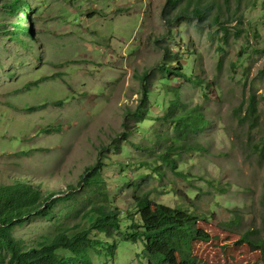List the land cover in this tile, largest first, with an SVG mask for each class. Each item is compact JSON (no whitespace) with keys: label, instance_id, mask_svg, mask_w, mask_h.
Listing matches in <instances>:
<instances>
[{"label":"rangeland","instance_id":"rangeland-1","mask_svg":"<svg viewBox=\"0 0 264 264\" xmlns=\"http://www.w3.org/2000/svg\"><path fill=\"white\" fill-rule=\"evenodd\" d=\"M165 1L0 0V184L58 200L51 215L14 231L23 250L51 242L59 227H85L99 186L78 182L101 158L120 229L92 232L97 242L78 264H149L145 238L132 237L148 209L132 195L161 186L150 200L200 217L207 264H262L264 0H231L229 9L201 0L212 3L207 24L173 22L169 37ZM10 261L0 247V264Z\"/></svg>","mask_w":264,"mask_h":264},{"label":"trees","instance_id":"trees-1","mask_svg":"<svg viewBox=\"0 0 264 264\" xmlns=\"http://www.w3.org/2000/svg\"><path fill=\"white\" fill-rule=\"evenodd\" d=\"M234 1L237 4V0ZM223 4L229 9L231 0H223ZM211 7L212 3L203 4L201 0H166L160 15L170 35L173 22L207 24L211 18ZM222 10L221 7L218 11ZM218 19L219 13L214 21ZM144 76L146 77L147 73ZM247 109L252 116L255 114L253 102H249ZM170 153L166 151L164 155L169 162L171 161ZM102 167L103 164L99 160L84 172L78 182L79 186H88L91 183L99 186L87 198L89 208L83 215L85 227L77 226L76 229L73 228L74 230L70 227H59L54 238L50 240L51 242H43L27 250H23L20 247V241L14 239V231L22 227L33 216L51 215L58 200L44 198L41 191L31 185L20 182L8 185L2 181L3 183L0 184V247L10 253V264H63V260L56 254L58 249H69L74 253L84 255L86 249L97 242L90 238L92 232L109 235L113 231H119L121 209L114 204L106 191L104 181L99 174ZM166 188V186L152 187L150 193L146 191L141 197L135 196L139 190L134 191L133 203L139 210L148 209V213L143 230L139 231L140 226L134 225L136 233L132 237L145 238L143 253L149 264H169V254L185 264H207L199 256L202 246L210 242L207 237L199 234V229L196 227L200 217L196 216L193 211H178L150 200L155 197L158 190L165 191ZM72 196L73 194H69L70 198ZM240 221L241 219L237 220L238 223ZM252 234L251 231H246L241 237L245 240L243 242H247L246 240ZM254 243L261 245L262 264H264V247L258 241ZM85 264L91 263L85 260Z\"/></svg>","mask_w":264,"mask_h":264},{"label":"clouds","instance_id":"clouds-1","mask_svg":"<svg viewBox=\"0 0 264 264\" xmlns=\"http://www.w3.org/2000/svg\"><path fill=\"white\" fill-rule=\"evenodd\" d=\"M164 26H165V29H166V33H167V27H166V25H165V23H164ZM171 35V34H170ZM170 35H168V33H167V37H169ZM151 71V70H150ZM150 71H147V72H145V73H147V76L145 77L144 76V74H143V78H148V76H149V72ZM175 76V78H179V77H181V78H183L184 79V81H186V82H190L191 81V79L189 78V77H187L186 75H183L182 73H178V74H176V75H174ZM245 104H247V107H248V104L249 103H247V99L244 101V105ZM178 105L179 106H181V103L178 101ZM254 112H255V109H254ZM185 113H183V115H184ZM192 115H193V112H188L187 113V116L185 117L186 118V121L187 122H189L190 123V126L191 127H193V125H194V121H192ZM171 154L172 153H170V156H171ZM100 160H101V158H100ZM169 162V161H168ZM101 163L103 164V162H102V160H101ZM170 164L171 163H173V160H172V158H171V161L169 162ZM199 223V222H198ZM198 223L196 224V227L199 229V234H200V231H201V227H199L198 226ZM204 231L206 232V233H209V232H211V228H209V229H207V228H205L204 229ZM201 235V234H200ZM60 251H69L72 255H73V258H70V257H62L60 254H59V252ZM56 254H57V256L60 258V259H62L63 260V264H70L71 262H75L76 264H78L80 261H81V259L83 258V253H79V254H77V253H74L73 251H71V250H69V249H58L57 251H56Z\"/></svg>","mask_w":264,"mask_h":264},{"label":"flooded vegetation","instance_id":"flooded-vegetation-1","mask_svg":"<svg viewBox=\"0 0 264 264\" xmlns=\"http://www.w3.org/2000/svg\"><path fill=\"white\" fill-rule=\"evenodd\" d=\"M250 101L253 102V105H254V108H255V104H254L253 99H251V100H248V99H247V103H249Z\"/></svg>","mask_w":264,"mask_h":264},{"label":"crops","instance_id":"crops-1","mask_svg":"<svg viewBox=\"0 0 264 264\" xmlns=\"http://www.w3.org/2000/svg\"><path fill=\"white\" fill-rule=\"evenodd\" d=\"M13 184H15V183H13ZM9 185H11V184H9Z\"/></svg>","mask_w":264,"mask_h":264},{"label":"bare ground","instance_id":"bare-ground-1","mask_svg":"<svg viewBox=\"0 0 264 264\" xmlns=\"http://www.w3.org/2000/svg\"><path fill=\"white\" fill-rule=\"evenodd\" d=\"M21 175V174H20Z\"/></svg>","mask_w":264,"mask_h":264}]
</instances>
